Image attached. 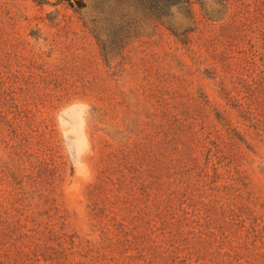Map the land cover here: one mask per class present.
Wrapping results in <instances>:
<instances>
[{
    "label": "rangeland",
    "instance_id": "rangeland-1",
    "mask_svg": "<svg viewBox=\"0 0 264 264\" xmlns=\"http://www.w3.org/2000/svg\"><path fill=\"white\" fill-rule=\"evenodd\" d=\"M0 264H264V0H0Z\"/></svg>",
    "mask_w": 264,
    "mask_h": 264
},
{
    "label": "trees",
    "instance_id": "trees-1",
    "mask_svg": "<svg viewBox=\"0 0 264 264\" xmlns=\"http://www.w3.org/2000/svg\"><path fill=\"white\" fill-rule=\"evenodd\" d=\"M225 120V119H222ZM223 125H227V127L225 128V133L227 134H232L234 129L232 128V126L227 122L224 121ZM174 128V132H173V137L169 138L167 140V152L170 151L169 147L172 146H176L174 149H172L173 151H170V153H167L168 155H166V167L168 169V171H173V176H177V175H182V176H186L187 174H189V172L193 169H200L199 171V176L203 177L204 175L206 176L207 174H205V168L206 167H201L200 162H197V158L194 157V152L193 149L191 148V146H187V148L182 152L178 147V138L182 137L183 135H190L192 133L193 130V125H187L185 122H178L175 123ZM171 126V127H172ZM205 127H203L204 129ZM217 131L219 133H221V129H217ZM233 135V134H232ZM183 145H185V143H182ZM202 146L204 149H206V157H205V163L207 165V163L210 161L211 159V155L212 152L215 150L216 153L220 152L219 147H218V143L216 139H212L210 134L209 136H207L206 138H204L202 140ZM180 152V153H179ZM177 155V157L175 156ZM189 163H192L193 168L192 167H187ZM192 168V169H191ZM241 216V210H235L234 208H232L231 212H230V217L233 219L235 226H238L240 228L242 221L240 219Z\"/></svg>",
    "mask_w": 264,
    "mask_h": 264
}]
</instances>
